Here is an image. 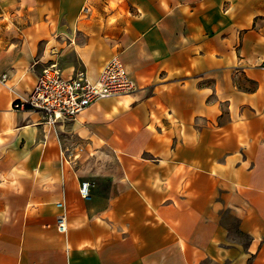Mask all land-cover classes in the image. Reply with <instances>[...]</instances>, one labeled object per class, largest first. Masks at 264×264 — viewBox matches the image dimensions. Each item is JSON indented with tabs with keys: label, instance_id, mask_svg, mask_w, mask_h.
Returning a JSON list of instances; mask_svg holds the SVG:
<instances>
[{
	"label": "crops",
	"instance_id": "0c3cea01",
	"mask_svg": "<svg viewBox=\"0 0 264 264\" xmlns=\"http://www.w3.org/2000/svg\"><path fill=\"white\" fill-rule=\"evenodd\" d=\"M112 58L134 90L12 107ZM0 264H264V0H0Z\"/></svg>",
	"mask_w": 264,
	"mask_h": 264
},
{
	"label": "built area",
	"instance_id": "2783aa9c",
	"mask_svg": "<svg viewBox=\"0 0 264 264\" xmlns=\"http://www.w3.org/2000/svg\"><path fill=\"white\" fill-rule=\"evenodd\" d=\"M6 74H1L2 81ZM135 89V83L129 76L122 62L117 58L108 60L102 67L96 80H90L83 71L64 76L56 62L44 65L30 91L12 101L13 108L28 105L38 110L44 120L53 124L58 120L73 118L97 99L128 93ZM89 182L82 180L79 192L82 197H89ZM62 207V201L55 203ZM56 228L66 231V215L61 210L56 215Z\"/></svg>",
	"mask_w": 264,
	"mask_h": 264
}]
</instances>
